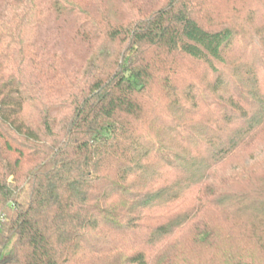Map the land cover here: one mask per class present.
<instances>
[{"label":"trees","instance_id":"trees-1","mask_svg":"<svg viewBox=\"0 0 264 264\" xmlns=\"http://www.w3.org/2000/svg\"><path fill=\"white\" fill-rule=\"evenodd\" d=\"M251 144L264 0H0V264H264Z\"/></svg>","mask_w":264,"mask_h":264},{"label":"rangeland","instance_id":"rangeland-1","mask_svg":"<svg viewBox=\"0 0 264 264\" xmlns=\"http://www.w3.org/2000/svg\"><path fill=\"white\" fill-rule=\"evenodd\" d=\"M264 154L261 147L251 144L243 151L236 153L220 169V174L228 176L234 171L247 169L250 177L255 180L264 179Z\"/></svg>","mask_w":264,"mask_h":264}]
</instances>
